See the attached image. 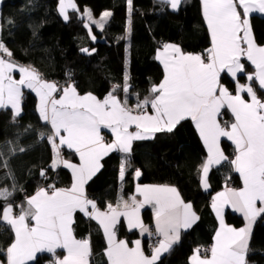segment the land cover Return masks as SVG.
I'll list each match as a JSON object with an SVG mask.
<instances>
[{
    "label": "snow or ice",
    "instance_id": "obj_1",
    "mask_svg": "<svg viewBox=\"0 0 264 264\" xmlns=\"http://www.w3.org/2000/svg\"><path fill=\"white\" fill-rule=\"evenodd\" d=\"M166 2L172 9H177L181 0ZM128 3L131 7V0ZM60 4V11L67 20L66 7L75 8V5L71 0H67V4L65 0H60ZM253 12L264 13V0H203V15L211 34L212 47L207 49V56L204 57L183 54L175 45H165V50L171 48L175 55L164 61V80L152 88L154 95L150 100L145 99L136 105L142 109L150 104L155 115L144 112L134 115L112 93L103 101L97 100L91 93L80 96L71 85L62 89L63 95L59 99L52 98V94L58 91L55 84L40 80L34 71L24 67L19 68L22 78L13 80L10 73L16 65L0 58V108L10 104L18 114L20 86L36 91L40 97L41 118L50 122L52 128L48 141L55 150L56 138H59L60 145L74 149L80 158L79 165L62 161L64 167L72 171L70 188L50 186L51 192L41 188L27 200L28 209H21L15 217L11 204L0 208V224L11 226L15 233L14 241L6 249L7 264H27L36 259L37 253L46 251L54 254L57 249H65L67 255L57 259L55 264H89L90 243L86 239L77 240L71 228L76 210L98 220L103 227L108 244V264H155L161 253L167 252L179 239L180 229L190 227L198 219L191 211V204H185L175 188L145 185L137 187V192L143 196L142 202L132 197L131 205L123 202L124 211L118 210V202L116 207L109 204L108 211L101 212L94 201L85 197L84 185L99 169L102 156L113 150L127 153L132 140L146 138L143 133L171 132L186 118L194 122L208 149V159L202 165L204 187H208L210 166L228 159L220 149L221 137H227L235 145V158L230 163L243 181L239 190L230 188L214 197L213 208L220 218V229L210 248V258H201L197 249L192 264H246L251 222L264 214V101L258 98L251 84L238 85L237 94L231 95L226 88L219 86V78L225 70L233 77L242 72L244 65L240 63V57L246 56L256 69L254 76L249 75L247 79L258 81L259 87L264 90V47L255 45L248 20ZM109 15L104 13V16ZM0 50L8 56L12 55L2 42ZM124 91H128L127 83ZM242 92L247 93L250 101L240 95ZM126 103L127 100L124 101ZM225 106L235 117L230 130L221 127L217 120L220 109ZM131 124L143 132L130 133L128 128ZM101 126L111 129L115 136L113 143L103 142ZM62 130L66 135H61ZM56 156L59 157L58 152ZM59 162L54 159L52 167ZM4 164L7 166L6 161ZM139 175L137 171L136 176ZM10 195L6 188L0 189V200L7 201ZM153 202L156 232L163 239L158 241L159 246L153 248L149 257L142 250L140 240H136L135 247L130 248L126 241L116 240L112 228L120 216H125L129 228H140L142 234L148 232L139 219V208ZM257 202L260 207H257ZM226 204L241 212L249 225L240 229L225 225L221 209ZM28 219L34 221V225L29 226L26 223ZM149 235L152 233L149 232Z\"/></svg>",
    "mask_w": 264,
    "mask_h": 264
},
{
    "label": "trees",
    "instance_id": "obj_2",
    "mask_svg": "<svg viewBox=\"0 0 264 264\" xmlns=\"http://www.w3.org/2000/svg\"><path fill=\"white\" fill-rule=\"evenodd\" d=\"M74 1L78 9L68 11L65 20L58 10L59 0H1L0 42L10 50L13 60L35 68L46 80L73 83L81 94L93 93L100 99L109 93L122 96L127 83L131 103L150 100L154 95L152 88L164 76L155 58L158 49L175 43L184 52L205 53L211 44L201 0H182L176 10L164 0H131L130 12L128 0ZM86 8L96 17L105 11L112 14L103 27L92 25L89 29L82 16ZM250 23L255 41L264 45V17L252 15ZM244 66L247 72L253 70L246 60ZM245 79L244 74L239 77L240 81ZM222 81L234 90L235 84L227 75ZM255 88L264 97L256 83ZM25 94L20 114L11 108L0 109V189L6 188L11 193L7 201L0 200V208L23 202L44 182L54 187L71 184L68 170L51 167L54 153L47 136L52 134V128L39 115L37 97L31 92ZM147 108L151 109L149 104ZM229 124L230 119L226 125ZM222 147L228 159L212 169L211 189L205 192L200 185V174L206 151L190 119L179 122L171 132L159 131L151 138L134 141L124 179L125 194L133 190V173L137 168L141 171L140 183L176 186L182 198L199 214L198 222L184 231L180 242L155 264H190L189 257L196 247L211 244L217 227L211 209L213 194L225 185L241 186L230 163L234 146L223 140ZM66 158L77 160L74 153H67ZM121 162L122 157L116 152L107 155L101 170L86 186L87 195L102 210H107L109 204H118L117 173ZM45 169L50 173L46 181L41 174ZM142 218L152 224L151 209H145ZM225 220L234 226L243 224L242 217L231 211H227ZM75 228L79 236L90 235L93 264H107L103 254L106 245L99 225L78 214ZM117 235L129 242L138 237L123 222L117 227ZM13 240L12 229L0 224V260H6V249ZM148 244L145 241L146 251L150 253ZM61 254L42 253L30 264H53ZM245 259L246 264H264V214L254 223Z\"/></svg>",
    "mask_w": 264,
    "mask_h": 264
},
{
    "label": "crops",
    "instance_id": "obj_3",
    "mask_svg": "<svg viewBox=\"0 0 264 264\" xmlns=\"http://www.w3.org/2000/svg\"><path fill=\"white\" fill-rule=\"evenodd\" d=\"M164 1H166V0H164ZM181 1H182V0H181ZM168 4H169V6H170V8H171V5H170L169 2H168ZM180 4H181V2H180ZM180 4H179V6H180ZM179 6L177 7V9L179 8ZM201 8H202V14H203V0H201ZM171 9H172V8H171ZM173 10H176V9H173ZM240 11L242 12V9H240ZM252 15H260V16H263V17H264V13L253 12V13H250L249 16H248L249 25H250V28H251V36H252V39H253L255 45H256L257 47H264V45H259V44H257V42L255 41L254 34H253V30H252L251 23H250V17H251ZM203 18H204V15H203ZM204 20H205V18H204ZM205 23H206V26H207V22H206V20H205ZM207 28H208V26H207ZM208 31H209V29H208ZM209 35H210V43H211L209 48H211V47H212V41H211V34H210V31H209ZM165 45H175L176 47H178V48L180 49L181 53H183V54H192V55H201V56H203V53H201V52H192V53L184 52L179 44L168 43V44H165ZM165 45H163L160 49L157 50V52H156V56H155L157 62H158V63L161 65V67L163 68L164 76H165L164 61H165V60H170V59L175 55V53L173 52V50H172L171 48L165 50ZM4 46L7 48V46H6L5 44H4ZM243 46H244V47H247L246 45H243ZM7 49H8V48H7ZM8 50H9V49H8ZM9 51H10V50H9ZM206 52H207V51H206ZM0 58H3V59H5V60H7V61H9V62H11V63H13V64L16 65V67L13 68V70H12L11 73H10V75H11V77H12L13 80H15V79L20 80V79L22 78L23 74L20 73L19 68H20V67H24V68L29 69L30 71H34V72L38 75V77H39L40 80L45 81V82H48V83H52V84H55V85H56L55 81L44 79V78L42 77L41 73H40L38 70H36L35 68H32V67H30V66L24 65V64H22V63H20V62H17V61H15V60H13V59L11 58V56H8L6 53H3L2 50H0ZM245 60H246L249 64L252 65L253 70L247 72V71L245 70V66H244V70H243L242 72H237L235 77H233L230 73H228L227 70L222 71V72L220 73L219 86H220V87H223V88H226V89L228 90V92H229L231 95H236V94H237V87H238V85H248V84H251V86H252V87L254 88V90L256 91L258 98L261 99L262 101H264V97H261V96L259 95V92H258L257 89L255 88V83L259 86L258 81H249V80L247 79V76H249V75H253V76H254L255 71H256L255 66H254L250 61L247 60V57H246V56H241V57H240V63H241V64L244 65V61H245ZM242 74L245 75L246 79L243 80V81H240V80H239V77H240ZM224 75H227V76H228V77L234 82V84H235V88H234V90H231V89H230V88H229V87H228V86L222 81V77H223ZM164 76H163L162 80H161L157 85H155V86H158V85L164 80ZM70 85L75 87L76 92H77L80 96H84V95H87V94H88V93H86V94H81V93L77 90L76 86H75L73 83L67 85L66 87H68V86H70ZM56 86H57V85H56ZM64 88H65V87H64ZM64 88H63V89H64ZM57 89H58V88H57ZM260 89H261V88H260ZM261 90H262V89H261ZM20 91H21V96H22V94L25 93V92H31V93H33V94L37 97V110H38L39 115H40V97L37 95L36 91L27 88L25 85H21V86H20ZM262 91L264 92V90H262ZM91 94H92L93 96H95V97L97 98V100H100V101H103V100L108 96V95H107L105 98L100 99V98H99L98 96H96L95 94H93V93H91ZM112 94L115 95V96L117 97V99L120 100V102H121L125 107L131 109L134 115H136V114H140L141 112H144V113H146V114H148V115H155V112H154V110L151 108V105H150V104H149V106H150L151 109H148V108H147V105H146L144 108H142V109L137 108L136 105H137L138 103H131V102L129 101V97H128V93H127V92H125L124 95H122V96L119 95V94H115V93H112ZM62 95H63V91H62V90H61V91H57V92H54V93L52 94V98L59 99L60 96H62ZM240 95H242L243 98H244L245 100L250 101V97L247 95L246 92H242V93H240ZM21 96H20V99H19V114L22 112V101H21ZM125 100H127V103H126V104H124V101H125ZM3 108H11L15 114L17 113L16 110L13 109L12 106H11L10 104L7 105V107H3ZM0 109H1V108H0ZM221 112H224V113H225V116H224V117H220V116L218 115V116H217V120H218V122L220 123L221 127L230 130V126H231V124L235 122V117H234L233 113L231 112V110L228 109L226 106H225V107H222V108L220 109V113H221ZM17 115H18V114H17ZM40 116H41V115H40ZM186 119H190V118H186ZM229 119H230V124H229V125H226L227 120H229ZM190 120H191V119H190ZM191 121H192V120H191ZM180 122H181V121H180ZM192 122H193V121H192ZM48 123H49V125L51 126L50 122H48ZM193 125H194V127H195L194 122H193ZM195 129H196V131H197V133H198V135H199V137H200V139H201V142H202V144H203V146H204V148H205V151H206L205 162H206V160L208 159V149H207L206 145L204 144V141H203V139L201 138L198 129H197L196 127H195ZM128 131H129L130 133H136L137 131L143 132V130H142V129H138V128L136 127L135 124H131V125H129ZM155 133H156V132H148V133H143V135H144L146 138H151ZM61 135H66V133H64L63 130H62V131H61ZM101 136H103V138H104V139H103V142L106 143V144H108V143H113L114 140H115V136H114V134L111 132V129H109V128H105V127H103V126H101ZM146 138H144V139H146ZM136 140H139V139H134V140H132V142H131V149H130V151L127 152V153L122 152V151H118V150H113V151L109 152L108 154L102 156V157L100 158V160H99L100 167H99V169L95 172V174L91 177V179H92V178H93V177H94V176H95V175L101 170V168H102V160H103V158H105L107 155H109V154H111V153H113V152H116L117 154L121 155V157H122L121 166H120V169H119V171H118V173H117V175H118V179H119V182H120V191H119V198H118V202H120V207H119V209H118L119 211H124V208H123V202H128L129 205L132 204V197H135L137 202H142V201H143V196L140 195L139 192H137V187L139 186V187L143 188L145 185L167 186V187L175 188V189L177 190V192L179 193L180 199L183 200L185 204H191V203H189V202H186V201L182 198V196H181V194H180L178 188H177L176 186H174V185H168V184H143V183H140L139 180H140V177H141V171H140L139 169H137V168L134 169V173H133V176H134V186H133V190H132V192H130L129 194H125V192H124V179H125L126 173H127V171H128L129 165H130V160H131V156H132V146H133L134 141H136ZM223 140H226V141L230 142V143L234 146V154H233V157H232V160H233V159L235 158V145L233 144L232 141L228 140L227 137H221V138H220V149H221V151L223 152L224 156H226V157H227V155L225 154V152H224V150H223V147H222V141H223ZM52 146H53V145H52ZM56 152L59 153V157L56 156ZM53 153H54L53 160H54V159H58V160L61 161V162L57 163L56 167H52V164H53V161H52V163H51V167H52L53 169H55V170L58 169V168H64V169L68 170L69 173L71 174V184H70L68 187H55V188H70L71 185H72V182H73L72 171H71V169L64 167L62 161H63V160H67V161H69V162H71V163H73V164H77V165H79V164H80L79 154L76 153L74 149H69V148L67 147V145H60V144H59V138H56V149L54 150V148H53ZM67 153H74V154L76 155V157H77V160H72V159L66 158V154H67ZM227 158H228V157H227ZM225 161H226V160H222L220 164H214V165L210 166V168H209V172H208V175H207V185H208L207 188H205L204 185H203V183H202L203 172H202V169H201V174H200V185H201V188L203 189V191L208 192V191L211 189V182H210L209 176H210V172L212 171V169L221 166ZM205 162H204V163H205ZM233 169H234V172L237 173V175H238L239 178H240L241 186H240L239 188H235V187H232V186H230V185H225L222 189H220V190H218L217 192H215V193L213 194V196H212V200H211V209H212L213 215H214V217H215V219H216L217 227H216V230H215V232H214V234H213V239H212L211 245L214 244V237H215V235H216V232L220 229V218H218L217 213H216V210L213 208L214 197H216L218 193H220V192H224V191H226L227 189H230V188H231V189L239 190L240 188L243 187V181H242V179H241L239 173L235 171V166H234V165H233ZM122 170H123V176H121V171H122ZM137 171L140 172V175H139L138 177L136 176V172H137ZM91 179H89V180L87 181V183L84 185V194H85V197H86L87 199H89V200L94 201L95 204H96L97 209H99L101 212H107L108 209H107V210H102V209H100V208L98 207V205H97L96 200L93 199V198H91V197H89V196L87 195L86 186H87L88 182H89ZM40 189H41V188L37 189L32 195L27 196V197L23 200V202H19V203H9V204H11L12 209H13V211H12V215L15 217V216H18V215H19L21 209L27 210L28 207H29L28 204H27V200H28L29 198H31L32 196H34V195H35ZM217 203L219 204V201H217ZM116 206H117V205H116ZM116 206H113V207H116ZM260 206H261V205L259 204V202H257V207H260ZM147 208H148V209H151L152 214H153V222H152V224H147V223H145L144 220H143V218H142V212H143L145 209H147ZM154 209H155V204H154V202H153V203H149V204H143V206L139 208V219H140V221L143 223V225L148 229V232H144L143 234H142V230H141L140 228H129L128 219H127L125 216H120V217L118 218V222H117V223L113 226V228H112V231L115 233V238H116V240H117V241H120V240L126 241V242L128 243V246H129L130 248H131V247H135V243H134V242H135L136 240H140V241H141V248H142V250L144 251L145 255H147V256L150 257L151 254H152V250H153V249L150 251V253H147L146 248H145V241H148V243H150V239H151V236H152L153 234L157 235L160 239H163V237L160 236V235L156 232V216H155V211H154ZM88 210H89V212L92 211L90 205L88 206ZM191 211H192L193 213H195V215H196V217H198V219H196L194 222H192L190 227H188V228H181V229H180V231H179V239L176 240V241H174V242L172 243L170 249H171L174 245H176V244H178V243L180 242V240H181V236H182V233H183L184 231H187V230L191 229V228H192V227L198 222V220H199V214L197 213V211L195 210V208L193 207L192 204H191ZM227 211H231L232 213H235V214H237L238 216L242 217V219H243V224H242L241 226H234V225L228 224V223L226 222V220H225V215H226ZM17 213H18V214H17ZM16 214H17V215H16ZM78 214H80L81 216H83L87 221H94V222H95L97 225H99V227L101 228V231H102V233H103V237H104V241H105V245H106L105 248H104L103 254H104V258H105V260L107 261L106 249H107L108 244H107V238H106V236H105V234H104L103 227L101 226V224L99 223L98 220L93 219V218H90L88 215H85L83 212H81V211H79V210H76V211L73 213V216H72V224H71V228H72L73 236H74L77 240H85V239H86V240L89 241V243H90V247H91V255H90V257H89V264H93V245H92L91 238H90V235H89V234H86L85 236H79V235L77 234V230H76V228H75V223H76V218H77V215H78ZM221 214H222V217H223V222H224V224L227 225V226H229V227L236 228V229H240V228L247 227V226L249 225V222H248L247 220H245L243 214H242L241 212L235 211V210L231 207L230 204H226V205H223V206H222ZM261 215H262V214L258 215V216L256 217V219H255L254 221L251 222V225H250V236H249V242H250V238H251V234H252V230H253L254 223H255V221H256ZM121 222H123V223L125 224V226H126V228H127L128 231H136V232L138 233V237L135 238V239H133L131 242H129L126 238H120V237L117 235V227H118V225H119ZM26 223H28L29 226H32V225H34L35 222L32 221L31 219H28V220H26ZM4 225H7V224H4ZM7 226H9V225H7ZM9 227L11 228V226H9ZM11 229H12V228H11ZM12 231H13L14 239H15V233H14V230L12 229ZM149 232L152 233V235H149ZM13 241H14V240H13ZM148 245H149V244H148ZM158 246H159L158 243H156V244L154 245V247H158ZM248 246H249V243H248ZM154 247H153V248H154ZM170 249H169V250H170ZM169 250H168V251H169ZM168 251H167V252H163V253H161L160 258H159L157 261H159V260H160V259L166 254V253H168ZM58 252H62V254H61L60 256L56 257V258H55V261H56L57 259H62L65 255H67V251H66L65 249H57V250L55 251L54 254H53V253L46 252V251H45V252L37 253V257H38L40 254H42V253H48V254H51V255H54V256H55ZM194 255H197V253H196L195 251H194V252L191 254V256L189 257V263H190V264H192V257H193ZM210 256H211V255H209V256H202V255H200L201 258H205V257H209V258H210ZM37 257H36V258H37ZM35 260H36V259H35ZM35 260L28 261L27 264H30V263L34 262ZM55 261H54L53 264H55ZM157 261H156V262H157ZM156 262H155V263H156ZM0 264H7V255H6V260H5V261L0 260ZM107 264H108V261H107Z\"/></svg>",
    "mask_w": 264,
    "mask_h": 264
},
{
    "label": "built area",
    "instance_id": "obj_4",
    "mask_svg": "<svg viewBox=\"0 0 264 264\" xmlns=\"http://www.w3.org/2000/svg\"><path fill=\"white\" fill-rule=\"evenodd\" d=\"M203 56L206 57V56H207V52L203 53ZM55 83H56V85H57L58 91H61L64 87L67 86L66 84L60 83L59 81H55ZM25 96H26V94L23 93L22 96H21V101H23V100L25 99ZM219 116H220V117H224V116H225V113H224V112H221V113L219 114ZM42 173H43L42 176H43V178L45 179V181H46V180H49V178H50V173H49V171H48L47 169H45V170L42 171ZM50 186H52V185L49 184V183H47V182H44V184L42 185L41 188L45 189L46 191L51 192L52 189H51ZM24 196L26 197V194H25V193H24ZM17 214H18V213H17ZM17 214H16V215H17ZM159 240H160V238H159L157 235L153 234V235L151 236L150 243H149V245H148V250L151 251V250L153 249L154 245H155L156 243H158ZM211 246H212L211 244L201 245V246H199V247H196L194 251L197 253L196 250L199 249V253H198L199 255H202V256H209V255H211V253H210V248H211Z\"/></svg>",
    "mask_w": 264,
    "mask_h": 264
},
{
    "label": "rangeland",
    "instance_id": "obj_5",
    "mask_svg": "<svg viewBox=\"0 0 264 264\" xmlns=\"http://www.w3.org/2000/svg\"><path fill=\"white\" fill-rule=\"evenodd\" d=\"M71 2H72V4L75 5V8L66 7L65 11H66L67 16H68V11H70L72 9H78L76 2L74 0H71ZM65 4H67V0H65ZM60 7H61V4H60V0H59L58 10H59V13L61 14V16L64 18V15L60 11ZM0 8H1V0H0ZM130 11H131V7H129V12ZM105 12L110 13V15L109 16H104ZM105 12H103L100 16L96 17V16H94V14H93V12H92V10L90 8H86L85 11L82 13V16L85 19L87 27L89 29H91L92 25H95V26H98V27H103L104 24L107 22V20L110 18L111 14H112L111 11H105ZM89 14H90V17H89ZM15 80L19 81L17 79H15Z\"/></svg>",
    "mask_w": 264,
    "mask_h": 264
}]
</instances>
